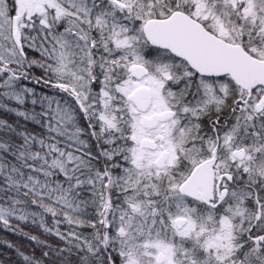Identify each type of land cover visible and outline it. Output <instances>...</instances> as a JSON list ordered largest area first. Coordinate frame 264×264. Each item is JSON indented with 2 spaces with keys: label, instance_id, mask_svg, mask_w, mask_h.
Listing matches in <instances>:
<instances>
[{
  "label": "snow or ice",
  "instance_id": "snow-or-ice-1",
  "mask_svg": "<svg viewBox=\"0 0 264 264\" xmlns=\"http://www.w3.org/2000/svg\"><path fill=\"white\" fill-rule=\"evenodd\" d=\"M0 264H264V0H0Z\"/></svg>",
  "mask_w": 264,
  "mask_h": 264
}]
</instances>
